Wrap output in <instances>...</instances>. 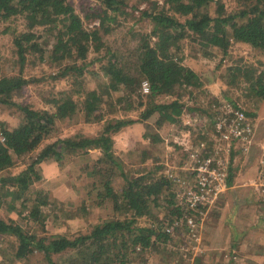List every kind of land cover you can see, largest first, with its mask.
Wrapping results in <instances>:
<instances>
[{"label":"trees","instance_id":"16d2710c","mask_svg":"<svg viewBox=\"0 0 264 264\" xmlns=\"http://www.w3.org/2000/svg\"><path fill=\"white\" fill-rule=\"evenodd\" d=\"M98 1L104 9L102 13L96 14L101 26L93 31L85 29L82 18L68 0H0V19L8 21L23 16L28 22V29L44 27L49 33H56L53 59L62 62L69 58L72 61L61 77H66L71 70L77 76H83L86 64L78 66V62L88 59L90 48L96 52L103 48L100 31L106 25L109 11H120L123 3L122 0ZM237 1L242 9L225 15L221 0H166L169 9L185 18L184 22L166 10L145 12L143 16L151 19L154 28L151 35L144 37L140 47L137 61L140 76H131L119 65L118 60H110L102 66L109 81L102 85L101 90L86 94L81 106L71 94H66L61 100L53 101L57 107L55 113L16 101L24 97V89L29 84L22 74L29 49L24 43H31L36 36L27 32L15 38L21 64L20 74L3 75L0 78V207L7 203L9 206L14 205L25 195H32L30 206L25 208L23 203L27 211L20 214L19 222L0 219V235L12 237L17 242L16 260L25 261L39 253L45 257L47 264H57L54 256L62 255H68L67 264H129L131 252L139 250L140 255L148 251L158 252L162 247L176 242L187 231L186 215H192L194 211L184 204L187 190L180 185V181H188L190 177L185 176L189 174L181 173L178 178L174 176L175 173L157 176L156 171H125L114 153V136L135 123L148 121L156 114L159 115V128L164 124L176 125L181 123L183 113L190 111L183 98L186 94L193 95L192 89L201 90L204 83L200 75L184 65L182 58L174 52L182 50L187 38H197L194 41L206 49H214L223 57L229 55L236 44H247L264 55V0ZM212 4L216 6V18L207 12ZM239 19L245 22L240 24ZM59 24L62 29L58 28ZM153 37L157 38V42L151 46L150 39ZM209 56L214 57L210 53ZM236 76L242 77L248 98L264 100V71L243 66L237 69ZM144 81L150 85V94L147 95L146 110L141 113L139 120H106L97 137L78 135L61 138L57 135L59 121L76 119L79 114H84L88 123L103 122L105 115L102 114V107L107 105L108 98L113 102L117 97L119 104L123 102L127 105V110L134 109L131 96L142 89ZM161 96L175 97V100L169 104L156 103V98ZM232 105L245 112L240 106ZM4 107L17 114L21 120L19 125L13 126L3 119L1 112ZM215 113L218 114L216 110ZM211 116H214L213 112ZM53 137L56 139L51 142ZM150 140L154 144L162 142L159 136ZM43 143L46 145L41 149ZM94 151L99 156L89 175L99 176L98 184L102 189L97 194L95 205L102 208L110 201L117 218L106 220L95 226L90 234L75 239L49 235L44 209L55 201L45 190L31 191L35 183L42 180L41 164L54 159L65 165L67 158L77 155L85 158ZM181 153L183 165L188 152L182 150ZM27 158L33 161L24 171L13 175L12 169L16 163ZM234 177L230 166V187ZM114 179L124 182L123 186L119 189L114 186ZM7 197L12 200L7 202ZM159 209L163 213L162 217L155 213ZM53 210L57 211L56 208ZM140 219L149 220L151 225L140 227ZM28 225H38L41 234L38 230L29 231ZM168 227L173 229L171 233H167ZM198 262H201L200 258Z\"/></svg>","mask_w":264,"mask_h":264},{"label":"rangeland","instance_id":"374dc122","mask_svg":"<svg viewBox=\"0 0 264 264\" xmlns=\"http://www.w3.org/2000/svg\"><path fill=\"white\" fill-rule=\"evenodd\" d=\"M68 1L82 18L86 30L93 31L96 28H100L101 23L95 17L96 14L102 13V9H104L100 1ZM122 1L120 11H109V16L105 21L106 25L100 31L103 48L99 52H96L94 48H90L88 59L85 62H78V66L86 64L83 76H77L71 70L66 77H61L63 70L72 65V61L69 58L64 59L62 62L53 59L52 52L56 33H49L44 27L28 29V22L23 16L14 17L8 21L0 19V78L3 75L20 74L21 64L17 54V47L14 43L15 38L19 34L27 32L36 36L31 43H24L29 49L26 53L22 74L29 80V84L24 89V97L21 99L17 98L16 101L32 105L38 110L55 113L57 107L53 101H59L66 94H71L73 99L81 106L86 94L101 90L102 85L109 81L104 75L102 66L106 65V63L108 64L110 60H118L119 65L131 76H140L137 68L140 47L144 37L151 35L154 28L151 19L144 17V13H152L154 10H166L181 22H184L185 18L174 14L169 9V5L166 4V0ZM221 1L225 6V15L239 12L242 9L237 0ZM219 3L220 1H218V5ZM207 12L213 18L218 16L214 4ZM113 18L114 20L112 21ZM238 22L242 24L245 20L239 19ZM58 28L62 29V25L59 24ZM195 39L198 40L195 37L194 39L191 37L187 38L181 51L174 50L182 58L184 65L195 70L204 83V87L201 90L192 89L193 95L186 94L184 96L183 102L189 106L188 109L190 111H185L182 115L183 119L182 117L180 119L181 123L176 125L164 124L159 128L157 126L159 115L156 114L148 121L142 123L143 128L138 122L122 129L121 132L114 136V153L127 172L137 170H144L145 172L156 171L155 175L157 176L175 173L174 176L179 178L181 173H186L182 169L186 167V161L182 165L181 157V152L182 150L185 151V146L188 145V148L193 151L199 148L202 141L207 142V155L216 154L214 123L218 114L215 113V110L218 113L219 111L223 112L225 106L228 107L229 105L234 108L232 104H236L252 116L250 119L253 121L255 135L254 143L248 153H251L255 146L262 151V155L259 156L258 176L253 182V187L262 206L264 205V193L258 191L255 184H260L258 182L261 161L264 155V131L263 138L261 140L257 139L261 128L263 127L264 129V100L258 101L248 98L242 77L238 78L236 76L235 78V73H237L238 68L243 66H253L256 70L264 71V55L247 44H236L230 54L223 57L217 54L214 49L204 48L203 45L194 41ZM156 42L157 38L153 37L150 39L151 46H154ZM34 44L36 47L32 48ZM209 53L214 55V57H210ZM214 80L220 81L224 89L221 94L222 98L219 101L211 100L206 95V83ZM147 95L143 94L141 89L131 96L134 106V109L131 110H127V105L123 102L119 104L117 97H115L113 102L108 98L107 105L105 104L102 107V114L105 115L103 122L88 123L84 114H79L76 119L59 121L56 133L61 138H72L78 135L97 137L102 132L106 120H139L141 113L146 110ZM174 100L175 97L161 96L156 98L155 102L169 104ZM212 112L214 116H211ZM1 115L3 119L9 121L13 126L19 125L21 121L10 108L4 107ZM156 136H159L162 140L161 143L154 144L150 140V138L155 139ZM55 139L56 137H53L50 141L52 142ZM45 145L43 143L40 148H44ZM245 155L242 152H233L231 154L230 166L233 171L237 160ZM98 156L99 153L94 151L85 158L79 155L71 159L67 158L65 165L59 164L54 159H49L40 166L42 180L36 182L31 191L45 190L51 194L52 199L55 201L49 208L44 209L47 213L46 224L49 235H61L75 239L90 234L98 224L117 218L110 201H107L102 208H98L95 205L97 194L102 189L98 184L100 181L99 176H90L89 173L93 171V166ZM32 161L29 158L19 160L12 169V174L18 175ZM50 167L55 170L47 178L44 172ZM115 171L117 172L118 170L116 169ZM187 178H189V175ZM123 184L124 182L114 179L113 185L118 189ZM225 195L228 196L222 203H219ZM225 195L219 199L217 204L210 208L208 207L204 223L200 226L202 231L198 230L199 238H193L190 234L184 232L176 242L171 243L167 247H162L158 251L160 253L148 251L140 255L139 250L131 252L129 264H159L160 261L166 264H252L244 263L245 259L247 257L260 259L261 256L256 257L255 254H252L254 256H247V250H258L254 244L256 240L257 242L261 241L262 238L259 239L258 237L264 235V230H257V235H252L244 240H238L235 244H231L230 236L234 231V204L232 200L229 203L227 199L230 196L232 199L233 192L229 190ZM31 197L32 195L28 194L22 197L21 200L16 201L14 205L9 206L7 203V205L1 206L0 219L19 222L20 214L25 213L27 211L25 208L31 205ZM28 199L30 202H28ZM11 200L10 197L6 198L7 202ZM55 208L57 211L53 210ZM262 208L264 210L263 206ZM155 213L160 217L163 216L161 209L155 211ZM209 219L210 221H208ZM138 225L140 227L150 226L151 222L147 219H140ZM28 229L29 231L38 230V233L41 234V229L38 225H28ZM212 230L213 236L216 237L218 235V239L214 240ZM208 233H210L209 236ZM224 243H230V248L220 250L223 247L221 245ZM211 245L213 247H209ZM16 246L17 242L15 239L0 235V264H47L45 257L39 253L25 261L16 260ZM236 250H246V254L241 255L240 251ZM199 258L201 262H198ZM53 259L57 264H67L68 255L54 256ZM256 264L261 263L257 262Z\"/></svg>","mask_w":264,"mask_h":264},{"label":"built area","instance_id":"2783aa9c","mask_svg":"<svg viewBox=\"0 0 264 264\" xmlns=\"http://www.w3.org/2000/svg\"><path fill=\"white\" fill-rule=\"evenodd\" d=\"M142 92L150 94L148 81L142 83ZM229 107L225 106L223 112L219 111L214 123L216 154L207 155V142L202 141L199 148L193 151L188 145L185 146L188 155L186 167L182 169L190 173V179L180 181V185L187 190L183 199L184 204L194 211L192 215H186V233L193 238H199L198 230L202 231L200 226L204 223L208 207L217 204L231 189L228 183L231 154L247 153L254 143L253 121L244 111ZM258 183L260 184H255L256 188L264 193V155ZM172 230L168 227L166 231L171 233Z\"/></svg>","mask_w":264,"mask_h":264},{"label":"crops","instance_id":"0c3cea01","mask_svg":"<svg viewBox=\"0 0 264 264\" xmlns=\"http://www.w3.org/2000/svg\"><path fill=\"white\" fill-rule=\"evenodd\" d=\"M206 93L207 95L212 99V100H218L222 98L221 94L223 93L224 89L222 88V84L220 81H209L206 83L205 86ZM183 119V117H182ZM140 126L143 128V124L140 123ZM263 127L261 128V132H259V136H257L258 140H261L263 138ZM256 138V137H255ZM186 140V138H185ZM193 142V141H191ZM195 144V143H194ZM199 144V143H198ZM252 148V147H251ZM250 152V151H249ZM246 155L243 158H240L237 160V164L235 165L236 167L234 168V180L231 185L230 191L233 192V197L232 199L228 197L227 200H229V203L233 202V233L230 236L231 244H235L238 240L241 239H246L252 235H257V230H264V210L261 202H259V199L257 197V192L255 191L253 187V182L258 176V165H259V156L262 155V151L260 148L255 146L251 153H245ZM258 156V157H257ZM45 162V161H44ZM43 162V163H44ZM42 163V164H43ZM41 164V166H42ZM55 169L53 167L47 168L46 172V177H50V173L53 172ZM228 195L223 196L224 198L219 201V203L223 202L224 199ZM263 213L261 216L260 214ZM210 221V219L208 220ZM213 233V230H212ZM210 233H208V236ZM214 233L212 234V237L215 239H218V235L216 237L213 236ZM212 238V239H213ZM261 239V241L255 242L254 246L258 250H247V256H254L252 254H255V256H261L260 259L256 258H249L247 257L244 261V263H252L256 264L257 262H260L261 264H264V235L258 237ZM209 240V239H208ZM213 241V240H212ZM215 242V241H214ZM213 242V243H214ZM218 243V242H217ZM214 245V244H213ZM220 250H226V248H230V243H224L222 244ZM209 247H213L212 245ZM240 251L239 253L241 255L246 254V250H236ZM149 264V263H146ZM152 264H157V263H152ZM159 264H166L163 261H160Z\"/></svg>","mask_w":264,"mask_h":264}]
</instances>
